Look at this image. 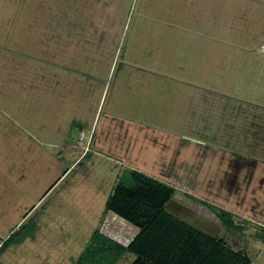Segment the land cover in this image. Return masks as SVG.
Returning a JSON list of instances; mask_svg holds the SVG:
<instances>
[{"label":"rangeland","instance_id":"374dc122","mask_svg":"<svg viewBox=\"0 0 264 264\" xmlns=\"http://www.w3.org/2000/svg\"><path fill=\"white\" fill-rule=\"evenodd\" d=\"M262 48L264 0H0L2 226L43 194L0 264H74L94 231L125 245L136 228L104 202L130 170L174 187L173 218L264 264Z\"/></svg>","mask_w":264,"mask_h":264},{"label":"trees","instance_id":"16d2710c","mask_svg":"<svg viewBox=\"0 0 264 264\" xmlns=\"http://www.w3.org/2000/svg\"><path fill=\"white\" fill-rule=\"evenodd\" d=\"M129 172L130 180L127 183L116 181L104 206L132 224L136 228L135 234L123 245L94 231L89 238L90 244L80 252L74 264H115L124 252L134 255L130 264H249L246 254L230 250L217 237L206 238L202 232L165 211L164 204L175 191L171 184L136 171ZM215 214L226 228L238 226L230 212L216 208ZM176 226L182 230L183 241L179 253H170L164 237ZM12 234L1 242L0 247L6 245ZM95 243L98 244L93 246Z\"/></svg>","mask_w":264,"mask_h":264},{"label":"crops","instance_id":"0c3cea01","mask_svg":"<svg viewBox=\"0 0 264 264\" xmlns=\"http://www.w3.org/2000/svg\"><path fill=\"white\" fill-rule=\"evenodd\" d=\"M264 49L262 48V51H263ZM241 156V155H240ZM243 156V157H242ZM241 157L242 158H246V157H244V155H242ZM247 159V158H246ZM257 161V160H256ZM74 163V162H73ZM231 165V164H230ZM56 181V180H55ZM43 196V194L42 195H40L34 202H32V203H30L29 205H25V206H22L23 205V203H21V205L20 206H22L23 207V211L22 212H20V216L14 221V222H12V224H10L7 228H4L3 226H2V223L4 222V221H1V220H3V219H5L4 217H1L0 218V243L4 240V239H6L7 237H8V234H10V232H12V231H14V229L16 228V227H18V224H19V222L20 221H22L27 215H30L31 213V211L34 209V206L39 202V200L41 199V197ZM19 206V205H18ZM49 207H51V206H49ZM19 208L20 207H18V210H19ZM4 231V232H3ZM29 238H33V237H31L29 234H28V232H24L23 233V235L21 236V238L19 239V242H17V244H19V247H25V248H28V249H31L32 248V243L30 244L28 241V239ZM31 246V248H29ZM37 246V245H36ZM36 246H34V248L32 249V250H30V255H35V251H36ZM1 248H3V247H0V249ZM10 249V247L8 248V250ZM3 252V251H2ZM1 252V253H2ZM5 252V251H4ZM3 255V254H2ZM22 261H23V263H26V264H32L31 262V259H30V257H28V258H22Z\"/></svg>","mask_w":264,"mask_h":264}]
</instances>
